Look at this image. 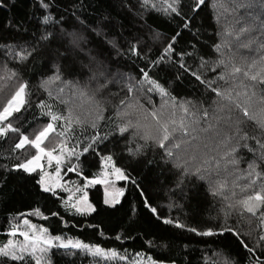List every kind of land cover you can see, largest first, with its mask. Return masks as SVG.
<instances>
[{
    "label": "trees",
    "instance_id": "obj_1",
    "mask_svg": "<svg viewBox=\"0 0 264 264\" xmlns=\"http://www.w3.org/2000/svg\"><path fill=\"white\" fill-rule=\"evenodd\" d=\"M256 5L257 0H205L201 6L195 0L178 4L149 0L148 6H143V0H0V111L21 83L27 85L26 104L0 127L10 122L34 139L35 132L52 122V115L58 116L56 132L50 134L53 140H46L45 146L55 138L66 139L67 148L82 153L70 156L76 171L66 173L69 184L88 169L91 176L98 175L99 168L89 166L95 159L107 163L104 158L111 155L110 162L120 169L142 159L139 172L126 185L128 199L120 208H94L81 215L60 189L54 198L31 187L27 206L16 211L9 208L15 191L12 176L19 174L29 181L40 176L38 171L14 167L17 161L29 159L34 148L15 149L16 132L0 136V247L11 238L24 242L22 233L13 235L12 230L27 220L52 236L119 255L94 256L53 244L46 253L39 251L41 245L34 256L25 254L23 262L0 257V264H36L41 257V264H136L139 256L155 264H264V240L260 239L264 223L259 212L247 213L238 203L264 187V176L247 175L253 161L257 171L264 172V161L259 159L264 149L252 139L264 143L261 114L256 116L262 107L259 103H264V28L258 27L264 7ZM240 28L251 31L241 35ZM243 43L249 47H241ZM169 44L172 49L166 53ZM216 45H221L220 52ZM22 51L31 55L21 60ZM234 68L241 71L234 73ZM57 69L60 80L53 79ZM253 75L256 81L251 80ZM151 80L168 95L155 90ZM185 101L192 102L187 105L191 116L179 109ZM181 115L189 131L178 130L165 142L172 156L153 140L141 139L145 132L159 137L160 124L179 121ZM128 123L139 126V134L132 127L121 137L116 128ZM97 133L108 138L83 153ZM244 133L247 141L239 139ZM240 143L253 151L242 148L236 154L240 164L225 165L224 153ZM137 145L141 151L130 154L128 149L135 150ZM253 180L255 184L247 187ZM153 181L157 183L149 186ZM219 183L226 184L223 195H213ZM117 184L125 186L122 181ZM140 190L148 191L149 204ZM151 208L186 229L220 233L210 241L177 236L158 227Z\"/></svg>",
    "mask_w": 264,
    "mask_h": 264
},
{
    "label": "snow or ice",
    "instance_id": "obj_2",
    "mask_svg": "<svg viewBox=\"0 0 264 264\" xmlns=\"http://www.w3.org/2000/svg\"><path fill=\"white\" fill-rule=\"evenodd\" d=\"M179 0H176V3L178 4ZM205 2V0H195V3L197 4V6H201L203 5ZM149 4V0H143V6H148ZM169 9L172 12H177V8L173 7L171 4L168 5ZM256 7H264V0H257V5ZM249 15H251V13H249ZM257 17H253V19L255 20ZM187 27V24L185 25ZM259 28H264V20H261L260 25L258 26ZM251 29H245V28H240L239 29V33L242 35L246 32H250ZM262 38H264V33H262ZM239 41V36H237V42ZM241 47L247 48L249 47V43H243L240 45ZM172 49V45L169 44L168 48L165 49V52L167 53L168 51H170ZM216 51L220 52L221 51V45H216ZM28 55H31V53H28L27 55L24 54V52L22 51L19 54V58L21 60L27 59ZM163 59V57L161 58ZM225 63V61L223 59H221L219 61V64L223 65ZM234 73H239L241 71V69L239 68H234L233 69ZM142 75L145 76V78H148V74L142 73ZM192 75L194 77H196V79H200L199 76H197L196 73H192ZM245 75H247V73H245ZM53 79L55 80H60L61 79V75H60V71L59 69H57L55 76L53 77ZM251 80L256 81L257 80V76L253 75L251 77ZM150 83L154 86L155 90H159L162 94L164 95H168V93L166 92V90L159 84L157 83L155 80H151ZM205 83H207V81H205ZM27 85L21 83L18 87V89L15 91V94L11 97V99H9L7 101V105L3 107V110L0 111V123L6 122L8 121L9 117L13 116L14 113H19L22 108L24 107V105L26 104V99H25V90H26ZM209 88L212 90V92L216 93V89L211 88V84H209ZM153 88H149V91L154 90ZM132 89L129 88V91H131ZM62 91V90H61ZM218 95L223 97V93H217ZM229 99H231V97H228ZM123 103V102H122ZM187 105H192L191 101H185L183 103L179 104V109L182 112V114H186V115H193L190 112V108ZM151 115L153 117L156 116V113H151ZM203 115L206 117L208 115L207 110H204ZM244 116H248V111L247 109L244 110ZM59 119L58 116L56 115H52L51 116V121L46 124V126H44L42 128V130H39L37 132L34 133V139H30L28 135H24L20 128L18 127H13V125L9 122L6 123L3 127H0V136H6L9 132H16L19 134V142L15 143L14 147L15 149H22L25 147V145H31L35 150H36V154L32 155L30 159L25 158V160L23 162L17 161V163L14 165V167L18 170H23L25 172L28 173H33L36 172L38 168H41V164L40 161L44 158L47 157L48 159V163L51 164L53 161H55V163L57 165H60L62 163V158L65 155V152H67L68 156H79L82 153H77L76 151L72 150V149H67L65 146V142L61 141L60 145H58L59 148V154L56 155L54 154L57 149L53 148L50 150H47L45 147H43L42 145L44 144V142L46 140H49L50 138V134L55 133L56 132V125H55V121H57ZM159 123V121H157ZM193 122H195V117L193 118ZM170 125H172V127H170ZM93 128H96V124L93 123L92 125ZM132 127H137L138 129V133L139 134V126H134L131 123L125 124L123 126H118L116 128V132L123 137V135L129 131L130 128ZM262 127H264V121H262ZM181 131L183 133H187L189 131V126L188 123L185 120V115H181V118L179 121L172 119L171 121L167 122V123H163L160 124V132L161 135L159 137H153L150 136L149 133L145 132L142 136L141 139H143L145 142L149 141V140H153L157 146L166 151L168 156H172L173 153L170 149H168L167 145H166V141L170 140V137H173V134L176 131ZM58 135L60 136H64L65 133L64 132H60ZM107 135L105 136H100L99 133H97L92 139H93V143L88 144L86 147L83 148L82 152L83 153H87L89 152L90 149L93 148V144L98 141V140H105L107 139ZM239 139L241 141H247L249 139L248 135L246 133H244L243 135L239 136ZM252 139L255 141V143L257 145L260 146L261 149H264V143L261 142V140L256 139L255 137H252ZM141 147L140 145H137L136 149L133 150L132 148L128 149V152L130 154L135 155L136 153L141 151ZM173 147L175 148H179L180 145L179 144H175L173 145ZM247 149L248 151H253V149L249 148L247 143H240L238 146H232L230 151H227L224 153V156L227 158L224 163L225 165H231L233 167H237L240 164V159L237 158V153L240 151V149ZM106 161H112V156H106L104 158ZM259 159L261 161H264V153L261 154V156L259 157ZM114 167V166H113ZM177 167H180L179 164H177ZM220 164L219 162H217V169H219ZM69 171H75V168H69ZM117 177L119 179H126L127 177L124 175L123 171L120 168H115L114 169ZM184 171H190V169L188 168H184ZM60 169L59 167L56 168V173L57 175H59ZM201 172V169L199 167L195 168V173L199 174ZM247 175L249 177H252L253 175L255 176H264V172H258L257 171V165L255 163V161L251 162L248 164V169H247ZM201 179L203 178V176L200 177ZM103 181L100 180H95L92 181V183H102ZM39 184L41 185H45L46 181L45 178L43 176H41L40 180L38 181ZM255 184V180H253L250 184L247 185V187H252ZM57 187H59V185H57ZM226 184L225 183H219L218 187L213 188V195H223L221 189L225 188ZM44 191H49V192H53L54 189L51 186H45ZM241 191H243V189H241ZM123 193V190H121V194ZM233 195H235V193H233ZM105 203H109V201H105ZM238 203L240 205L243 206L244 210H246L247 213H251L253 215H256L259 212V216L261 219V222L264 223V187H262V189L260 191H255L254 194L252 195H247L245 199L238 201ZM80 204L86 205L85 206H78L77 204L72 205V207L75 209V211L78 214H87L90 211H95V209L93 208V206L91 204L87 203V196L85 195L84 197H82V201L80 202ZM153 212L156 211V209H152ZM167 223H171L172 221L168 220L165 221ZM25 223H28V221H25ZM180 227H183V225H178ZM193 232H196L197 229L196 228H192L190 229ZM43 233H47V229H42L41 230ZM225 231H231V229H225ZM13 235H15V232L12 233ZM200 235H215L217 233L213 232L211 229L206 230L204 232H200ZM23 235L25 236L26 240H30L31 243L29 244H23L20 245L19 248V254H17L16 252V248L15 245H13L11 242L7 245H4L3 247H0V257L3 258H11L13 261L19 260V261H25V254H27L29 257H32L35 255L36 251H37V245L42 243L44 245V247H41L39 249V251L41 253H46L48 251V249L50 247L53 246V239L52 238H44L43 236H37V237H29L27 233H23ZM56 241H60V243L57 245L60 248H75V249H86L92 252V254L94 256H104L106 255V253L104 252L103 249L99 248V247H90L88 244L82 243L80 241H73V240H67V242H64L61 240V238L59 236L54 238ZM261 240H264V236L260 237ZM245 247L247 248V245H245ZM249 251H253V249H248ZM112 256H116L117 253L115 251H113L111 253ZM44 259V257H41V259L36 260V264H41V261Z\"/></svg>",
    "mask_w": 264,
    "mask_h": 264
},
{
    "label": "rangeland",
    "instance_id": "obj_3",
    "mask_svg": "<svg viewBox=\"0 0 264 264\" xmlns=\"http://www.w3.org/2000/svg\"><path fill=\"white\" fill-rule=\"evenodd\" d=\"M53 92L59 95L62 94V92L59 89H53ZM14 94L15 92L13 93V95ZM256 105L258 104L256 103ZM259 106H262V107L257 109L256 116H259L261 114L260 116V123H261L262 121H264V103L263 102L259 103ZM49 140H53V139L49 138ZM49 140H47V142ZM61 141L65 142V146L67 148L68 141L66 139L60 140L58 138H55L54 141L49 144L50 145L49 147L45 146V142L42 146L45 147L47 150L56 148L57 149L56 152L58 153H54V154L58 155L59 154L58 145H60ZM67 149H70V148H67ZM35 154H36V150L34 149V153L32 155H35ZM100 154H102V152H100ZM69 160H70V156H68L67 152H65V155L62 158V163L60 165H57L55 161L49 164L47 157H44L40 161V164L42 167L37 169V171L39 172V176H40L38 181L40 180L41 176H43L46 181L45 185L39 184L38 181H29L27 179H23L19 174H14L12 176L11 182L14 185L15 191H14L12 202L9 208L12 210H16V211L25 208L27 206L26 195L32 193L31 187L34 189V191L37 190V191H41L44 194H50L54 198L57 197V193L55 192L56 189H60L62 192H64L65 199L70 205L77 204L78 206L86 207V205L80 204V202L82 201V197L86 195L87 203L91 204L93 208H103V207L120 208L125 204V202L128 199L126 185L132 182V177L139 172L141 164H142V159H139V158H137L135 161L125 164L121 170L123 171L124 175L127 178L119 179L114 170L115 168H119L117 165H114L113 162L105 163L101 160L98 161L97 159H95L92 161L93 163H91V165L89 166L93 167L96 165V168H99L100 170L98 175L91 176L90 170L88 169V171H86L83 175H81V177L77 176V178L72 179L71 184H69L65 181V177L67 175L66 173L72 172L68 170L69 168L76 169V165L73 162H70ZM57 167H59L60 169L59 175H57L56 173ZM75 171L73 172L75 173ZM95 180H100L103 182L102 183H92V181H95ZM119 181H122L123 183H125V186L123 187V186L118 185L117 183ZM155 183H157V181H153L152 184H150L149 186H152ZM57 185H59V187H57ZM45 186H51L54 189V191L53 192L44 191L43 189ZM121 190H123L122 194H121ZM139 194L141 198L143 199V201L146 204H149L148 191L140 190ZM106 200L109 201V203H105ZM152 209L153 208H151V211ZM153 214L157 218L158 227L160 229L169 231L173 234H176L177 236L188 238V239L195 240V241H210V240H214V237L216 235V234L215 235H200L199 234L200 232L198 231L193 232L190 229H186L185 227L178 226V224L176 223L165 222V221H168V219L161 218L158 215L157 210L153 212ZM25 221L27 220H23L20 224L18 223L15 229L12 230V232H15V233L21 232L22 238H24V242H19V240H14V238H11L7 243L9 244L11 242L13 245H15L17 254H19L20 245L31 243L30 240L25 239V236L23 235V233H27L29 237L43 236L46 239L52 238L53 244L60 243V241H56L54 239L57 236L50 235L48 231L47 233H43L41 231L42 229H45V228L38 227L30 222L25 223ZM217 233H220V231H218ZM60 238L64 242H67V240L77 241L76 239H70V238H65V237H60ZM41 245L43 244L40 243L37 245V247L39 248ZM89 246L98 247L94 245H89ZM79 250L92 253L91 251L83 249V248H80ZM104 252L106 253V255L112 256L110 255L108 251L107 252L104 251ZM112 257L118 258L119 255L117 254L116 256H112ZM134 263L136 264H155V263H150L147 259H144L141 256H139L135 260Z\"/></svg>",
    "mask_w": 264,
    "mask_h": 264
}]
</instances>
